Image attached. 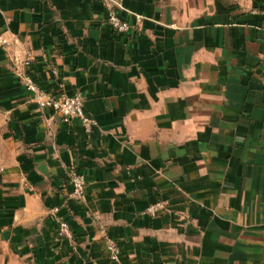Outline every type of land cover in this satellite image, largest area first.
<instances>
[{
    "label": "crops",
    "instance_id": "0c3cea01",
    "mask_svg": "<svg viewBox=\"0 0 264 264\" xmlns=\"http://www.w3.org/2000/svg\"><path fill=\"white\" fill-rule=\"evenodd\" d=\"M263 8L0 0L3 264H117L105 235L123 264H264ZM111 10L144 18L119 34ZM21 73L96 125L40 108Z\"/></svg>",
    "mask_w": 264,
    "mask_h": 264
},
{
    "label": "built area",
    "instance_id": "2783aa9c",
    "mask_svg": "<svg viewBox=\"0 0 264 264\" xmlns=\"http://www.w3.org/2000/svg\"><path fill=\"white\" fill-rule=\"evenodd\" d=\"M261 12L264 14V8ZM143 18V15L137 14V24H132L128 20L119 16L115 10H111L107 16V22L115 32L125 34L128 32H135L137 26L143 21ZM0 43L6 44L7 39L0 37ZM20 78L23 86L29 91L31 99L35 101L40 108L52 109L66 119L79 117L87 132H90L96 125V121L85 113L84 98L80 93H76L72 96L56 95L55 93L41 89L32 77L26 73H21ZM67 174L72 185V195L77 198H83L87 188L85 176L79 173L74 167H71ZM163 206V203L152 204L148 207L147 211L154 212L157 208H162ZM60 227L62 233L69 234V228L66 222L62 221ZM105 237L110 260L117 264H123L120 257L121 249L117 241L107 235H105Z\"/></svg>",
    "mask_w": 264,
    "mask_h": 264
},
{
    "label": "rangeland",
    "instance_id": "374dc122",
    "mask_svg": "<svg viewBox=\"0 0 264 264\" xmlns=\"http://www.w3.org/2000/svg\"><path fill=\"white\" fill-rule=\"evenodd\" d=\"M3 255H4V250L2 246L0 245V264H3Z\"/></svg>",
    "mask_w": 264,
    "mask_h": 264
}]
</instances>
